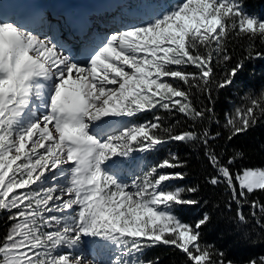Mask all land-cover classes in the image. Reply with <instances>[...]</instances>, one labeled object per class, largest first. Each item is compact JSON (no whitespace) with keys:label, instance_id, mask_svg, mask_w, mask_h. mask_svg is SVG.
<instances>
[{"label":"snow or ice","instance_id":"6c2138e0","mask_svg":"<svg viewBox=\"0 0 264 264\" xmlns=\"http://www.w3.org/2000/svg\"><path fill=\"white\" fill-rule=\"evenodd\" d=\"M232 35L264 41V19L247 14L239 0H181L114 32L81 61L0 16V213L12 222L0 239V264H158L140 257L160 244L179 249L191 264H232L213 246H202L207 214L194 224L177 215V206L198 203L185 198L197 188L171 187L184 178L169 171L182 167L177 156L130 183L110 164L169 141L199 140L217 171L212 185L226 183L238 204L264 192V168L234 174L228 165L236 156L225 164L210 147L219 132L174 133L159 116L143 123L123 119L157 108L183 114L193 127L207 119L212 109L194 106L193 89L212 99L216 65L232 60L226 47ZM189 65L197 71H187ZM243 66L237 63L216 87L230 86ZM247 99L227 120L229 140L264 116V92ZM251 206L264 213V203ZM238 215L246 222L243 212ZM86 238L119 254L91 260ZM248 264H264V257Z\"/></svg>","mask_w":264,"mask_h":264},{"label":"trees","instance_id":"16d2710c","mask_svg":"<svg viewBox=\"0 0 264 264\" xmlns=\"http://www.w3.org/2000/svg\"><path fill=\"white\" fill-rule=\"evenodd\" d=\"M239 3L243 9L252 12L264 4V0H239ZM226 47L232 60L227 63L221 61L216 65L212 99H208L206 92L201 93L193 89L194 106L198 109H212L207 119L193 127L192 120L175 110L169 113L159 109V113L163 126L174 128V133L193 130L202 134L206 129L210 136L214 137L219 132L220 135L215 140H210V147L219 154L225 164L228 159L236 156L233 164L228 165L236 174L245 168L264 166V116L247 131L233 136L231 140L228 137L232 130L226 126L228 118L235 115L236 109L244 108L249 103L247 99L249 96L258 97L264 92L254 94L243 89L244 85L246 88L250 84L251 89L257 91L259 82L264 81V65H261V58L264 56L258 57L255 61L253 57L256 55L251 57L248 55L250 51L264 53V41L232 35L226 42ZM241 61L244 66L235 76L241 78L236 79L230 86L217 88L216 82L223 80L225 74ZM172 148L175 149L182 167L170 171L184 174L183 179L174 180L172 185L178 188L198 189L196 193H185V198L195 199L198 203L179 205L176 212L190 224L202 219L205 214L209 217L207 224L201 228L202 246H213L215 251L224 253L222 259L226 262L232 261V264L248 263L252 259L264 257V227L261 226L264 224L262 219L264 213L251 206L253 201L264 203V192L249 194L246 202L238 204L232 199L231 189L226 183L212 185L209 182L217 175V171L205 155L207 148L201 141H172ZM254 211L257 213L255 216L252 215ZM240 212L244 213L246 222L239 220ZM258 220L261 223L258 224ZM146 257L151 261H158V264H191L186 254L174 246L163 244L148 248Z\"/></svg>","mask_w":264,"mask_h":264},{"label":"rangeland","instance_id":"374dc122","mask_svg":"<svg viewBox=\"0 0 264 264\" xmlns=\"http://www.w3.org/2000/svg\"><path fill=\"white\" fill-rule=\"evenodd\" d=\"M41 1L42 0H20V2L23 4L24 8L36 6ZM45 1H46V3H51L52 6H63L67 0H49V2H48V0H45ZM82 1L83 0H81L80 2H82ZM88 1L91 3H95L96 7H97V6H101L103 4L107 5L110 1H112L114 3L116 0H88ZM166 1L167 0H155L153 2V5L155 7L159 8V10L156 11V15L159 13H162L164 11H167L168 9L176 6V5H174V6H170L169 8H166V6H165ZM180 2H181V0H178V3H180ZM44 19H43V22H41V23H45V25L48 26L49 22L46 24V22H44ZM115 19H121V18L116 17ZM59 20H60V18H58V20L55 22H58ZM40 24H38V25H40ZM100 24L102 26L101 27L102 29H104V28L109 29V28L113 27V24H111L110 26H106L105 22H102ZM140 24H142V23H137L134 25H140ZM130 26H132V25H130ZM36 27L32 28L31 31H33L34 33H38V28H36ZM46 27L45 28L43 27L44 28V30H42L43 32L45 31ZM116 27H119V26H116ZM106 29H104V30H106ZM114 31H116V30H114ZM43 32L38 33L41 36V38L43 37ZM243 37L245 38V36H243ZM256 39H259V38H256ZM58 46L63 47V45L61 43ZM63 50H65V49L63 48ZM75 51L80 52L78 49H75ZM71 53H73V51H71ZM72 56H75V55L72 54ZM173 67H175V66H173ZM189 67H190V69H188V70L191 71L192 67H194V66L189 65ZM171 82H173L175 84L182 85V82H179V81H178V83H177V81H171ZM233 105H234V103H233ZM152 118H153V116L151 115L150 121L152 120ZM123 119L125 121H127L128 119H134L136 122H139V123H143V122L148 121L145 119V117H143L142 113H139L137 115V117H135V118H123ZM166 145L165 144L159 145V146H157L156 150L153 149L149 152L134 153L132 157H114L113 160L110 162V164H112L114 170L117 172L119 170V166H129L130 167V169L127 170L125 174H119L118 173L121 177L127 175V173L130 170L134 169V171L131 174H129L128 178L126 179V181H129V180L131 181L134 176L140 175V174H142L143 171H145L146 165L149 164L148 156L150 155V152L154 153L156 151L154 153L155 157L151 161L152 166H154L158 162L162 161L163 159L170 158L171 155L176 156L175 149L172 148V141L167 142ZM156 158H157V160H156ZM254 168H264V166L253 167V169ZM49 183H53V181H49ZM171 183H172V181L170 182V184ZM171 187L172 188H178V186H172V185H171ZM177 215L181 217V215H179L178 213H177ZM8 216H9V213H4V214L0 213V239L3 238V236H1L3 228L1 226L10 227V224L12 223L11 221H9ZM88 240H91V238H86L85 250L88 254V258L91 260L99 259V260L107 262L109 260H114L115 256L119 254L118 252L115 251V246H111V250L110 249H101V248L97 247L95 244L87 243ZM105 243H107V242L98 241V244H105ZM140 258L145 260V261H151L149 258L146 257L145 254H143ZM243 264H248V263H243Z\"/></svg>","mask_w":264,"mask_h":264},{"label":"bare ground","instance_id":"6f19581e","mask_svg":"<svg viewBox=\"0 0 264 264\" xmlns=\"http://www.w3.org/2000/svg\"><path fill=\"white\" fill-rule=\"evenodd\" d=\"M46 2V1H45ZM48 2H49V0H48ZM81 2H79V4H80ZM51 6H52V4L51 3H49ZM92 5L95 7V8H97V7H99V6H97L96 7V4L95 3H92ZM49 10H51V9H47L46 10V12H48ZM55 13V12H54ZM53 18V17H52ZM43 19L44 18H41L40 20L41 21H43ZM45 20V19H44ZM64 18H60V20L56 23V24H53L52 22H51V20L50 19H47V23L49 22V25H52L53 27H55L56 29L57 28H59V25H62L64 22ZM45 22V21H44ZM27 24H23V26H25V27H27L28 29H30V30H32V28H34V27H36L38 24H40L41 22H38L37 24H35L36 22H35V20H30V21H28V22H26ZM40 26V27H39ZM47 25H45V23H41L40 25H38L36 28H38V29H40V31L41 32H43L42 30H44V28L46 27ZM116 26H118V25H115V24H113V28H115ZM44 27V28H43ZM35 34H37V35H39L38 33H35ZM45 39H49V38H45ZM49 40H51V39H49ZM52 41V40H51ZM62 44V43H61ZM60 48H61V50H63V47H61L60 46ZM79 51H80V49H78ZM63 51H65V50H63ZM75 56L74 57H79V56H81L82 55V51H80V52H78V53H76V54H74Z\"/></svg>","mask_w":264,"mask_h":264}]
</instances>
